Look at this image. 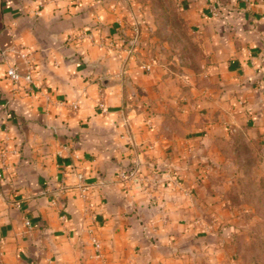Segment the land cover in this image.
<instances>
[{"label":"crops","instance_id":"crops-1","mask_svg":"<svg viewBox=\"0 0 264 264\" xmlns=\"http://www.w3.org/2000/svg\"><path fill=\"white\" fill-rule=\"evenodd\" d=\"M179 5L209 82L185 99L153 63L121 68L133 0H0V264H235L234 226L194 204L216 199L212 139L243 131L264 150V0ZM18 51L27 95L5 76L25 73Z\"/></svg>","mask_w":264,"mask_h":264},{"label":"rangeland","instance_id":"rangeland-1","mask_svg":"<svg viewBox=\"0 0 264 264\" xmlns=\"http://www.w3.org/2000/svg\"><path fill=\"white\" fill-rule=\"evenodd\" d=\"M133 1L142 22L127 32V46H112L125 51L121 68L131 56L137 64L153 63L158 67L154 72L160 70L158 76L169 77L167 83L176 98H191V86L203 88L209 82L203 73L201 47L182 16L179 0ZM144 70L150 73L151 67ZM211 142L219 158L210 161L207 178L216 199L194 205L212 210L221 224L234 226L235 264H264V150L259 143L249 141L243 131L217 136ZM125 179L131 182L133 175Z\"/></svg>","mask_w":264,"mask_h":264},{"label":"built area","instance_id":"built-area-1","mask_svg":"<svg viewBox=\"0 0 264 264\" xmlns=\"http://www.w3.org/2000/svg\"><path fill=\"white\" fill-rule=\"evenodd\" d=\"M18 54L20 58L23 60L25 65V73H20L16 66L14 65H8L5 70V76L7 80L13 85L12 91L17 92L18 90H22L24 94H30L32 93L36 88H38L36 81L33 77V71H34V63L32 59L30 58V53L26 51H18ZM6 58V55H4V59ZM148 69V66H147ZM100 111L102 113H106V108L104 107V104L99 100L97 103ZM78 109V105L76 101H72L68 104V110L72 113H75ZM134 174V170L129 173V175ZM77 179L79 182H83L84 176L82 173H77ZM124 173L121 174L122 180H126L127 178ZM1 178V173H0ZM140 180L144 182L145 184V191L150 192L155 187H157L158 180L157 176L155 174H152L151 176L147 177H140ZM82 188V191L85 189V186L83 184L79 185ZM25 224L29 226V222L26 221ZM89 232V240L91 244L94 247V250L97 254L100 252V242L96 234L92 230H88ZM45 264H51L50 261H47Z\"/></svg>","mask_w":264,"mask_h":264}]
</instances>
